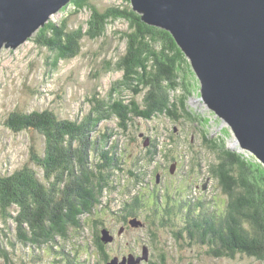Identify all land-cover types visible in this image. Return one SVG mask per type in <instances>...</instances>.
<instances>
[{
    "label": "trees",
    "instance_id": "obj_1",
    "mask_svg": "<svg viewBox=\"0 0 264 264\" xmlns=\"http://www.w3.org/2000/svg\"><path fill=\"white\" fill-rule=\"evenodd\" d=\"M68 5L74 12L87 9L86 21L71 28L67 17L49 20L28 39L48 50L50 70L56 69L60 61L75 58L83 39H99L111 30L120 32L123 47L117 48L114 62L103 60L104 70L121 75L112 82L107 96L94 91L86 101L88 108L73 118H60L48 108L16 110L7 116L8 130L33 131L43 141L39 151L35 145L30 147L29 162L22 167L13 171L0 168L3 260L6 246H14L15 242L32 251L49 243L54 250L56 241L66 240L71 228L83 227L82 217L99 206L105 193L113 191L117 172L131 170L134 186L142 184L145 165L155 161L160 145L152 140L142 156L134 157L128 167L123 166L125 152L117 137L127 133L133 117L150 120L162 115L174 122H183V118L205 126L208 122L203 117L197 119L187 108L191 90L182 83L179 72L186 59L168 31L143 22L129 4L100 8L91 0H70L60 11ZM119 19L126 23V29L111 26ZM179 86L183 92L175 94ZM142 92L140 102L136 97ZM110 120L115 127H99ZM205 139L215 153L212 165H216L210 167L228 196L226 208L219 209L199 197H179L171 206L178 220L176 225L180 226L175 236L186 234L193 243L207 244L208 252L216 256L245 253L264 261V165L229 149L221 137ZM163 149L171 147L165 143ZM139 191L145 190L138 188L136 192ZM140 198V194L136 195L135 202ZM194 201L197 204H191ZM126 208L136 210L138 206L129 203ZM6 262L15 264L13 259Z\"/></svg>",
    "mask_w": 264,
    "mask_h": 264
},
{
    "label": "rangeland",
    "instance_id": "obj_2",
    "mask_svg": "<svg viewBox=\"0 0 264 264\" xmlns=\"http://www.w3.org/2000/svg\"><path fill=\"white\" fill-rule=\"evenodd\" d=\"M91 1L100 8L131 5V2L126 0ZM88 16L87 9L74 12L73 6L68 5L66 10L51 14L47 21H59L61 18L67 17L69 27L72 28L84 23ZM111 26L116 29H126V23L120 19L112 23ZM119 33L109 30L105 37L94 40L83 39L80 53L75 58L60 61L57 68L53 70H50L48 65L50 61H47L48 50L37 46L31 40H27L15 49L2 48L0 50V168L2 170L13 171L28 163L30 147L35 145L39 151L43 141L41 135L33 131L12 132L8 130L5 120L10 112L48 108L60 118H73L76 113L88 108L86 101L94 91H97L99 95L107 96L110 85L119 78L121 73L117 71L105 73L103 60L115 61L117 48L121 50L123 47ZM185 59L179 72L182 83L187 84L191 90L186 101L187 108L195 113L197 119L199 117L207 119V125H203L200 121L193 122L183 118L181 119L183 122H174L162 115L155 116L150 120L133 117L127 133L117 137L120 147L125 152L126 160L123 166L128 167L134 157L142 156L145 153L149 144L146 137L157 140L159 145L168 143L171 150H167L165 155L161 150L156 155L155 162L149 166L145 165L146 177L142 184L134 186L135 178L131 170L125 171L124 174L116 173L115 188L113 191L105 193L103 201L99 203V205L104 203L106 206L96 208L97 212L93 214L96 215L95 218L88 217V220L94 224V228L97 226V222L94 220L105 225H118L119 218L111 217L114 215L115 209L118 212L123 210L128 215L134 214V210H128L126 205L129 202H132L131 205L134 204L138 188L151 191L159 187L161 192L169 194H178L181 191L185 195H189L188 199L199 197L206 200L207 203H212V206H218L219 209L224 210L228 196H225L219 180L211 171L210 166L216 165H212L216 162L215 153L210 148L212 145L205 138L221 137L229 149L255 158L249 151L240 148L230 126L203 101L198 77L188 57L185 56ZM182 92L181 86L174 91L175 94ZM143 95L144 92L136 98L141 102ZM105 125H109L110 128L115 127L112 120L101 123L99 127L104 129ZM172 138L175 139L174 142L169 141ZM173 161L176 162L174 171L171 173L168 166ZM200 163L199 170L198 164ZM157 172L160 173V178L159 182L155 183ZM172 184H175L178 189L171 190L170 188L168 191ZM203 184H205L204 189L202 188ZM139 200V204L142 202L144 216H146L148 204L145 196ZM162 206L164 207L162 201H157V209L163 208ZM140 207L136 210H139ZM173 222L177 228L180 227L176 225L178 222L176 216L173 218ZM158 231L162 236L163 243L167 242L171 248V264H264V261L253 256L249 257L245 253H236L234 256H216L208 252L209 245L193 243L186 234L177 238L172 231L171 235L167 230ZM136 232V227H131L122 237H116L114 245L120 243L125 245L126 240H131ZM91 234L92 231H89V237ZM81 239L85 240V238ZM154 239L157 240V237L154 236ZM134 244L136 245V242ZM159 244L161 245L162 242L159 241ZM28 250V246L17 242L14 246H6L2 253L5 261L0 257V264H7L6 261L10 259H13L15 264H26L25 258ZM36 251L40 252L41 248ZM31 253H33L32 250ZM52 257L45 250L43 259L38 264H46ZM30 264L33 262L30 261Z\"/></svg>",
    "mask_w": 264,
    "mask_h": 264
},
{
    "label": "water",
    "instance_id": "obj_3",
    "mask_svg": "<svg viewBox=\"0 0 264 264\" xmlns=\"http://www.w3.org/2000/svg\"><path fill=\"white\" fill-rule=\"evenodd\" d=\"M130 2L143 22L172 35L198 77L203 101L230 126L240 148L264 165V0ZM68 3L0 0V50L26 42ZM107 234L102 231L105 241Z\"/></svg>",
    "mask_w": 264,
    "mask_h": 264
},
{
    "label": "flooded vegetation",
    "instance_id": "obj_4",
    "mask_svg": "<svg viewBox=\"0 0 264 264\" xmlns=\"http://www.w3.org/2000/svg\"><path fill=\"white\" fill-rule=\"evenodd\" d=\"M152 194L154 193H150L151 197L153 196ZM169 199L171 201V196ZM172 200L174 199L172 198ZM166 202L167 196L165 195ZM168 205L165 208L155 209L154 217L151 216V210L148 208V213L144 216L142 202L138 205V208L141 206L140 209L134 210L132 215H128L123 210L118 212L115 209L113 211L114 215L111 217L119 218L120 222L118 225H105L94 220L97 222V226L94 228V224L88 220V217L95 218L96 215L93 214L97 212L96 208L106 206V204L102 203L96 206L91 213L82 217L84 227H73L68 239H58L54 250L49 248V243L41 247L40 252L35 250L31 253V248L29 247L26 264H30V261L33 264H38L43 259L45 250L53 256L46 264H107L115 259L118 264H129L128 259L130 257L133 258L135 264H171V248L167 242L163 243L162 236L158 231L167 230L171 235L175 213ZM117 206H119V203H117ZM100 220L103 219L100 218ZM133 226L136 227L137 232L132 236V239L126 240L125 245L121 243L114 245L116 237H122ZM102 230L108 232L107 235L111 237L110 240L105 241L101 238ZM89 231H92L91 237H89ZM154 236L157 237V240L154 239ZM81 238H85V240ZM159 241L162 242L161 245ZM135 242L136 245L134 244ZM59 251H62L61 254Z\"/></svg>",
    "mask_w": 264,
    "mask_h": 264
},
{
    "label": "bare ground",
    "instance_id": "obj_5",
    "mask_svg": "<svg viewBox=\"0 0 264 264\" xmlns=\"http://www.w3.org/2000/svg\"><path fill=\"white\" fill-rule=\"evenodd\" d=\"M153 183V182H152ZM120 193H121V191H120ZM153 195V194H152ZM143 196V195H142ZM146 199V198H145ZM147 202V201H146ZM186 202V201H185ZM136 204H138L139 205V202H136ZM148 204V203H147ZM163 207V206H162ZM173 207V206H172ZM161 208V207H160ZM190 211V210H189ZM185 212H186V210H185ZM166 213V212H165ZM191 216V215H190ZM166 218V217H165ZM191 224V223H190ZM199 238H200V236H199Z\"/></svg>",
    "mask_w": 264,
    "mask_h": 264
}]
</instances>
